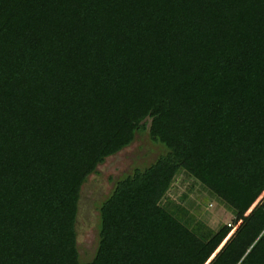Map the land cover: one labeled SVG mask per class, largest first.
Instances as JSON below:
<instances>
[{"label":"trees","instance_id":"1","mask_svg":"<svg viewBox=\"0 0 264 264\" xmlns=\"http://www.w3.org/2000/svg\"><path fill=\"white\" fill-rule=\"evenodd\" d=\"M145 119L165 153L80 262L81 186ZM180 176L230 224L172 201ZM0 264H264V0H0Z\"/></svg>","mask_w":264,"mask_h":264},{"label":"rangeland","instance_id":"2","mask_svg":"<svg viewBox=\"0 0 264 264\" xmlns=\"http://www.w3.org/2000/svg\"><path fill=\"white\" fill-rule=\"evenodd\" d=\"M148 121L144 120L146 128L134 135L130 145L105 158L96 167V173L89 175L81 186L75 217L76 246L80 262L88 261L93 255L97 240L98 207L108 195L113 182L131 174L134 169L147 167L165 153L162 145L154 144L148 139ZM180 179L181 176L168 193L172 201L182 204L189 213L212 230L230 224L231 216L223 206L207 197L197 185L187 191L190 182L180 183ZM183 193L185 198L179 202L178 197Z\"/></svg>","mask_w":264,"mask_h":264},{"label":"water","instance_id":"3","mask_svg":"<svg viewBox=\"0 0 264 264\" xmlns=\"http://www.w3.org/2000/svg\"><path fill=\"white\" fill-rule=\"evenodd\" d=\"M253 206H254V205H253ZM253 206H252V207H253ZM252 207L248 210V212L252 209ZM248 212H247V213H248ZM245 215H246V214H245Z\"/></svg>","mask_w":264,"mask_h":264}]
</instances>
